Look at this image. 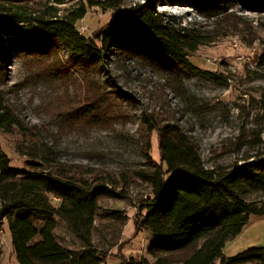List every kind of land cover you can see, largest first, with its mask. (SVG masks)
<instances>
[{"label":"trees","instance_id":"trees-1","mask_svg":"<svg viewBox=\"0 0 264 264\" xmlns=\"http://www.w3.org/2000/svg\"><path fill=\"white\" fill-rule=\"evenodd\" d=\"M167 1L216 17L229 14L223 0ZM236 1L245 12H264V0ZM93 8L112 10L114 15L108 25L85 37L76 24ZM181 21L158 12L153 1L132 7L125 0H0V83L18 58L29 67L37 64V70H48L50 79L64 78L68 69L98 72L107 87L92 83L93 93L109 88L114 94L108 69L112 52L124 62L136 59L160 76L164 84L157 88L161 92L182 95L185 91L183 80L168 64L190 77L220 82L214 73L190 65L188 57L207 38ZM254 63L256 79L264 81V51ZM94 103L85 107L94 108ZM138 123L147 127V137L156 133L160 152L156 164L148 140L146 167L135 172L150 187L151 195L139 205L133 225L160 240L149 248L153 264H264V248L232 259L224 256L226 243L242 233L250 217H264V152L208 168L193 137L177 122L144 110ZM14 128L28 131L7 90L0 87V133ZM6 156L0 146V226L5 222L8 227L17 264H103V253L92 243V231L99 202L124 198L123 193H115L116 182L95 174L75 177L57 166L52 151L44 155L30 148L29 170L11 167ZM106 217L118 220L121 215ZM59 223L81 243L80 255L55 238ZM122 264L149 263L130 259Z\"/></svg>","mask_w":264,"mask_h":264},{"label":"rangeland","instance_id":"rangeland-1","mask_svg":"<svg viewBox=\"0 0 264 264\" xmlns=\"http://www.w3.org/2000/svg\"><path fill=\"white\" fill-rule=\"evenodd\" d=\"M152 1L158 12L181 17L182 25L195 27L207 38L188 61L194 68L214 73L220 82L190 77L168 64L183 80L185 91L182 95L161 92L157 88L164 84L160 76L138 60L124 62L112 52L108 69L118 94H111L109 88L93 93L92 83L104 84L98 72H68L66 68L64 78L50 79L48 70H37V64L36 68L29 67L18 58L0 83L28 130L14 128L0 133V146L11 167L29 170L27 154L35 147L44 155L54 152L57 166L73 176L110 178L116 182L115 193H123L124 198L99 202L92 243L103 253V264H122L130 259L153 264L149 248L160 242L133 225L139 205L151 195L150 187L135 176L146 167L148 140L156 164L160 155L156 133L147 137V127L138 123L144 110L177 122L193 137L208 168L228 166L256 151L264 152V81L253 73L254 60L264 51V12H245L236 0H223L229 12L223 17L171 5L167 0H125V5ZM113 15L112 10L90 9L76 29L92 37L111 22ZM36 71L45 73L43 78L35 77ZM92 102L94 108L85 107ZM112 213L121 215L120 219L105 218ZM243 229L226 243L225 258L264 248V217H250ZM55 238L74 255L82 252L81 243L63 223L56 228ZM10 239L4 222L0 226V264H17Z\"/></svg>","mask_w":264,"mask_h":264}]
</instances>
